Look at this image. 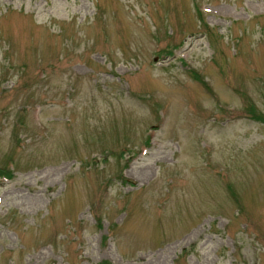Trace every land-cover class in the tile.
Returning <instances> with one entry per match:
<instances>
[{
  "label": "rangeland",
  "instance_id": "1",
  "mask_svg": "<svg viewBox=\"0 0 264 264\" xmlns=\"http://www.w3.org/2000/svg\"><path fill=\"white\" fill-rule=\"evenodd\" d=\"M251 104L264 0H0V264H264Z\"/></svg>",
  "mask_w": 264,
  "mask_h": 264
},
{
  "label": "trees",
  "instance_id": "2",
  "mask_svg": "<svg viewBox=\"0 0 264 264\" xmlns=\"http://www.w3.org/2000/svg\"><path fill=\"white\" fill-rule=\"evenodd\" d=\"M253 115H254V113H253ZM254 116L257 117V118H261V116H258V115H256V114H255Z\"/></svg>",
  "mask_w": 264,
  "mask_h": 264
}]
</instances>
